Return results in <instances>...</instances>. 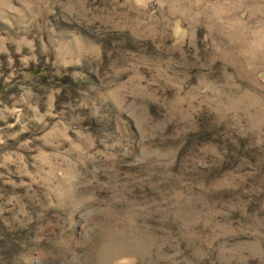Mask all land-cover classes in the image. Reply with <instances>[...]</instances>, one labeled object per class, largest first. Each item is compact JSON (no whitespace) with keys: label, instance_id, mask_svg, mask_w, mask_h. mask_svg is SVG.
Instances as JSON below:
<instances>
[{"label":"rangeland","instance_id":"rangeland-1","mask_svg":"<svg viewBox=\"0 0 264 264\" xmlns=\"http://www.w3.org/2000/svg\"><path fill=\"white\" fill-rule=\"evenodd\" d=\"M0 264H264V0H0Z\"/></svg>","mask_w":264,"mask_h":264}]
</instances>
